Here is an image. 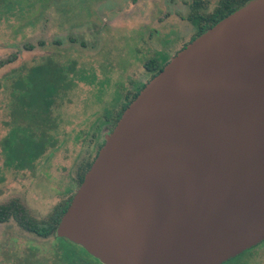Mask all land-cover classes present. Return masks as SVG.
<instances>
[{
    "label": "water",
    "instance_id": "1",
    "mask_svg": "<svg viewBox=\"0 0 264 264\" xmlns=\"http://www.w3.org/2000/svg\"><path fill=\"white\" fill-rule=\"evenodd\" d=\"M103 264H221L264 240V0L139 90L56 228Z\"/></svg>",
    "mask_w": 264,
    "mask_h": 264
},
{
    "label": "rangeland",
    "instance_id": "2",
    "mask_svg": "<svg viewBox=\"0 0 264 264\" xmlns=\"http://www.w3.org/2000/svg\"><path fill=\"white\" fill-rule=\"evenodd\" d=\"M192 1L44 0L23 18L0 19V59L17 52L15 61L0 68V202L18 198L41 219L76 191L127 95L149 80L143 63L152 58L162 67L197 30L198 19H189L199 12ZM215 5L209 0L204 12ZM45 61L71 84L49 108L53 145L32 169H15L5 165L1 143L11 128L12 83ZM262 243L251 250L264 264ZM53 244L12 219L0 223V264H50Z\"/></svg>",
    "mask_w": 264,
    "mask_h": 264
},
{
    "label": "trees",
    "instance_id": "3",
    "mask_svg": "<svg viewBox=\"0 0 264 264\" xmlns=\"http://www.w3.org/2000/svg\"><path fill=\"white\" fill-rule=\"evenodd\" d=\"M215 1L216 5L210 12H204L203 10L208 8L209 0L192 1L193 8H196L199 12L197 16L193 15L189 18L198 19L197 30L191 35L190 41L248 0ZM43 2L44 0H0V19L23 18L26 13L36 10ZM27 48H31V46L27 45ZM16 58L17 52H12L5 58H1L0 68L15 61ZM143 67L150 72V79L163 65L161 67L156 64L154 59L149 58L143 63ZM55 82H57V85L54 84ZM70 84V82H65L61 70L51 61L37 64L16 75L11 91L12 99H14L11 106V121L8 123L11 128L9 134L4 136L1 141L5 165L15 169H32L34 167V161L47 150V145H50L51 135L48 131L54 127V123L50 118L49 108L53 104L57 92L66 90L70 87ZM138 92L139 90H135L130 97L127 95L126 102L119 112L117 111L113 125L116 124L125 107ZM19 133L22 135H17ZM14 137H17L18 141L14 142ZM89 166L90 163L86 166V170ZM85 171L79 175L78 184L81 183ZM73 194L56 204L46 217L41 219L32 215L28 207L18 198L7 199L0 202V223L12 219L22 230L41 238H52L55 261L50 264H103L90 255L82 246L56 235L57 225ZM261 244L263 243L260 242L256 246L259 247ZM254 247L221 264H263L261 260H257V252L251 250Z\"/></svg>",
    "mask_w": 264,
    "mask_h": 264
}]
</instances>
